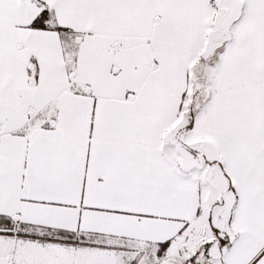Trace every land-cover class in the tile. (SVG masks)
Masks as SVG:
<instances>
[{"label": "snow or ice", "instance_id": "obj_1", "mask_svg": "<svg viewBox=\"0 0 264 264\" xmlns=\"http://www.w3.org/2000/svg\"><path fill=\"white\" fill-rule=\"evenodd\" d=\"M0 264H264V0H0Z\"/></svg>", "mask_w": 264, "mask_h": 264}]
</instances>
